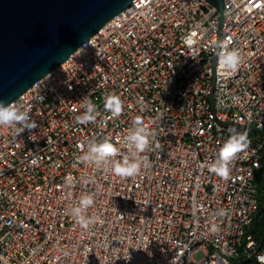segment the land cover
Masks as SVG:
<instances>
[{
  "label": "built area",
  "instance_id": "2783aa9c",
  "mask_svg": "<svg viewBox=\"0 0 264 264\" xmlns=\"http://www.w3.org/2000/svg\"><path fill=\"white\" fill-rule=\"evenodd\" d=\"M218 16L207 0H133L13 101L39 126L0 127V264H262L251 229L264 137L251 129L264 131V0H224L221 34ZM219 40L242 60L234 73L217 61L214 78ZM108 94L120 116L105 111ZM86 96L99 115L79 124ZM136 116L151 132L149 168L124 178L78 160L103 136L116 160L129 156ZM225 123L250 141L228 179L206 167ZM87 194L96 222L84 229L70 209Z\"/></svg>",
  "mask_w": 264,
  "mask_h": 264
},
{
  "label": "water",
  "instance_id": "95a60500",
  "mask_svg": "<svg viewBox=\"0 0 264 264\" xmlns=\"http://www.w3.org/2000/svg\"><path fill=\"white\" fill-rule=\"evenodd\" d=\"M207 1L218 10L221 34L224 0ZM132 4L133 0H0V99H17ZM216 65L215 55L214 78ZM251 130L264 137L263 130Z\"/></svg>",
  "mask_w": 264,
  "mask_h": 264
},
{
  "label": "clouds",
  "instance_id": "9594fccd",
  "mask_svg": "<svg viewBox=\"0 0 264 264\" xmlns=\"http://www.w3.org/2000/svg\"><path fill=\"white\" fill-rule=\"evenodd\" d=\"M217 61L225 72H236L241 64V53L238 49H229L228 42L222 41L216 45ZM84 112L76 117L77 123L88 124L94 123L99 115L96 105L87 96L83 98ZM105 111L111 116H120L123 112V102L116 94H108L104 102ZM15 128L16 134L20 135L26 130L32 133L39 125L33 120L24 107L15 102L6 103L0 99V127ZM228 138L219 148L214 160L207 163L208 170L222 179H228L230 174V162L238 153L244 151L250 141L248 140L247 131L238 130L235 127L228 129ZM151 132L145 127L144 120L141 116L133 118L132 130L127 134L125 143L129 145L131 154L124 156L121 160H116L119 155L117 147L113 144L110 136L102 138L92 137L86 144V151L78 157V160L85 164H92L97 169L104 168L111 171L119 177H132L140 173L142 167L149 168L150 162L145 156L141 158L142 153L149 148V138ZM31 139V135L29 136ZM83 149L84 145H80ZM91 194L82 196L78 202L70 209V215L82 228L87 229L96 222L95 217L87 215V209L93 205ZM224 210L218 211L217 215H224ZM264 264V258L258 257Z\"/></svg>",
  "mask_w": 264,
  "mask_h": 264
},
{
  "label": "trees",
  "instance_id": "16d2710c",
  "mask_svg": "<svg viewBox=\"0 0 264 264\" xmlns=\"http://www.w3.org/2000/svg\"><path fill=\"white\" fill-rule=\"evenodd\" d=\"M256 187L258 190L259 207L255 214L251 232L256 235L257 239L264 242V171L258 174Z\"/></svg>",
  "mask_w": 264,
  "mask_h": 264
},
{
  "label": "rangeland",
  "instance_id": "374dc122",
  "mask_svg": "<svg viewBox=\"0 0 264 264\" xmlns=\"http://www.w3.org/2000/svg\"><path fill=\"white\" fill-rule=\"evenodd\" d=\"M203 256H204L203 253H198V254L195 255V259L199 260V259H201Z\"/></svg>",
  "mask_w": 264,
  "mask_h": 264
}]
</instances>
